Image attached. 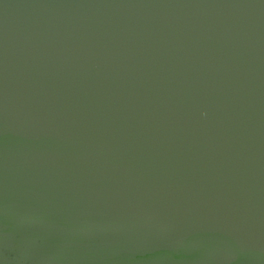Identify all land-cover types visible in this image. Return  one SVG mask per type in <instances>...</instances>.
Instances as JSON below:
<instances>
[{
    "label": "water",
    "instance_id": "obj_1",
    "mask_svg": "<svg viewBox=\"0 0 264 264\" xmlns=\"http://www.w3.org/2000/svg\"><path fill=\"white\" fill-rule=\"evenodd\" d=\"M0 264H264V0H0Z\"/></svg>",
    "mask_w": 264,
    "mask_h": 264
}]
</instances>
